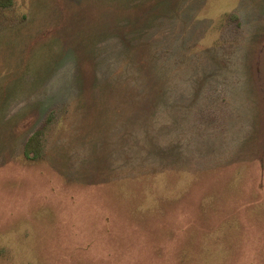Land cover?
Listing matches in <instances>:
<instances>
[{"label":"rangeland","instance_id":"1","mask_svg":"<svg viewBox=\"0 0 264 264\" xmlns=\"http://www.w3.org/2000/svg\"><path fill=\"white\" fill-rule=\"evenodd\" d=\"M0 264H264V0H0Z\"/></svg>","mask_w":264,"mask_h":264},{"label":"trees","instance_id":"2","mask_svg":"<svg viewBox=\"0 0 264 264\" xmlns=\"http://www.w3.org/2000/svg\"><path fill=\"white\" fill-rule=\"evenodd\" d=\"M9 1V0H8ZM26 153H27V151H26Z\"/></svg>","mask_w":264,"mask_h":264}]
</instances>
